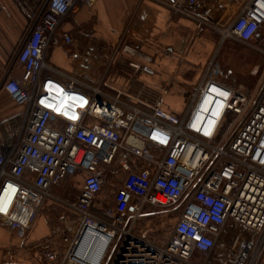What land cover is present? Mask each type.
<instances>
[{"label":"built area","instance_id":"1","mask_svg":"<svg viewBox=\"0 0 264 264\" xmlns=\"http://www.w3.org/2000/svg\"><path fill=\"white\" fill-rule=\"evenodd\" d=\"M79 1L46 0L14 60L21 81L8 77L0 87L24 108L22 126L0 141V226L22 244L53 201L75 216L55 233L66 246L58 264H80V241L91 228L106 237L107 264H210L227 226L236 224L246 238L220 263L261 264L264 94L251 108L243 92L218 79L211 59L182 113L163 108L167 90L138 105L103 78L48 55L73 42L58 30ZM151 1L214 30L221 45L240 42L264 55V0ZM134 68L155 74L148 65ZM227 122L240 126L225 144ZM78 185L74 198L54 192ZM146 209L179 210L163 242L138 233ZM39 247L57 262L50 241Z\"/></svg>","mask_w":264,"mask_h":264},{"label":"crops","instance_id":"2","mask_svg":"<svg viewBox=\"0 0 264 264\" xmlns=\"http://www.w3.org/2000/svg\"><path fill=\"white\" fill-rule=\"evenodd\" d=\"M45 2L0 0V87L8 77L21 81L22 68L14 60ZM62 33H68L73 42L53 47L49 56L103 78L115 89L140 95L149 103L156 99L158 90L168 88L172 103L168 101L163 108L174 114H180L186 106L193 87L212 59H207V53H214L219 43V35L214 30L199 29L193 21L176 16L151 0H91L90 6L80 0L61 23L59 36ZM125 46L135 48L139 55L135 61L148 65L155 74L132 68V58L125 52H116ZM23 118L24 108L0 89V141L11 139L12 131L22 126ZM80 190L78 185L67 191L55 188L54 192L60 197L74 198ZM68 215L73 214L58 203L47 201L35 216L22 244L14 230L0 226V264H58L66 246L63 238L56 234L72 223L63 220ZM230 231L233 229L227 234ZM224 233L219 243L227 235ZM45 241H50L57 262L45 258L39 247ZM221 252L217 251L219 264L227 260H221ZM261 264H264V256Z\"/></svg>","mask_w":264,"mask_h":264},{"label":"rangeland","instance_id":"3","mask_svg":"<svg viewBox=\"0 0 264 264\" xmlns=\"http://www.w3.org/2000/svg\"><path fill=\"white\" fill-rule=\"evenodd\" d=\"M130 48L132 49V53H126L125 55L132 58V68H134V64L140 65L142 67V65L134 59L138 58V51L133 47ZM214 50V53L212 52L211 55H208L207 53V59L209 60L212 57V59L216 61V65H218L219 69V77L222 80L226 81V83H223L243 92L248 97L251 108H253L260 101L264 94V55L248 48L240 42L234 41H228L222 45L218 43ZM208 63L206 64V67ZM164 90L168 91V94L165 98V104L168 101L171 102V93L169 91L170 89L163 88L158 90V96L155 100H153V103L156 102L161 95L163 96ZM125 92L138 105L144 103L153 104L143 99L140 95H136L127 91ZM184 109H182V112L184 111ZM239 126L240 125L235 126L230 122H227L225 124L224 130L230 133L229 138L228 140H226L225 144H228V142L232 140V138L238 131ZM178 214L179 210L165 211L158 209H146L144 211V216L137 225V231L140 235L152 241L163 242L172 230ZM63 220H66L70 223L75 220V217L73 215H68V217L66 216V219ZM230 228L233 229V232L230 231L227 234ZM241 229L242 228L236 224H231L229 225V228H226L224 234L227 235L222 239V242L219 243L213 251V260L210 264H219L217 251H222L221 260L225 258L232 259V255L234 254L233 252L246 238L245 230ZM108 255L109 252L105 254L103 264H107L108 261L106 258L109 257Z\"/></svg>","mask_w":264,"mask_h":264},{"label":"bare ground","instance_id":"4","mask_svg":"<svg viewBox=\"0 0 264 264\" xmlns=\"http://www.w3.org/2000/svg\"><path fill=\"white\" fill-rule=\"evenodd\" d=\"M106 237L96 229H89L81 243L77 256L80 264H100L105 255Z\"/></svg>","mask_w":264,"mask_h":264},{"label":"water","instance_id":"5","mask_svg":"<svg viewBox=\"0 0 264 264\" xmlns=\"http://www.w3.org/2000/svg\"><path fill=\"white\" fill-rule=\"evenodd\" d=\"M83 240H84V238L81 239V241H80V245H81V243L83 242ZM80 245H79V247H80ZM78 249H79V248H78Z\"/></svg>","mask_w":264,"mask_h":264}]
</instances>
